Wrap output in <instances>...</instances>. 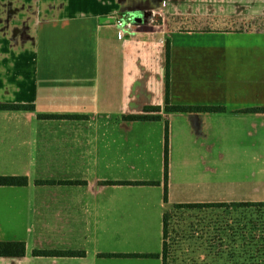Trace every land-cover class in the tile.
I'll list each match as a JSON object with an SVG mask.
<instances>
[{"label":"crops","instance_id":"crops-1","mask_svg":"<svg viewBox=\"0 0 264 264\" xmlns=\"http://www.w3.org/2000/svg\"><path fill=\"white\" fill-rule=\"evenodd\" d=\"M0 103L34 105L0 109V175L28 177L0 185V241L27 247L0 264H163L106 254H161L172 205L197 206L170 264H247L216 204L264 202V0H0Z\"/></svg>","mask_w":264,"mask_h":264},{"label":"trees","instance_id":"trees-1","mask_svg":"<svg viewBox=\"0 0 264 264\" xmlns=\"http://www.w3.org/2000/svg\"><path fill=\"white\" fill-rule=\"evenodd\" d=\"M169 49V44L167 46ZM167 55H169V50H167ZM34 105L24 104V103H0V109L8 110H23V109H33ZM167 109L173 112H185L189 111V107L172 105L167 99ZM202 111H221L217 108L213 109H203ZM157 111L156 107L148 108L147 111L140 115L129 116L134 120H152L157 118L154 114ZM245 112H264V109H249ZM41 118H62V119H74L82 118L83 116L77 114H40ZM168 136H166L165 145V169H164V183H165V202H168ZM54 183L56 181H40ZM126 182V181H125ZM123 182V183H125ZM138 183H155L154 181H137ZM28 183L27 176H16V175H0V185H24ZM223 209L220 216L225 217H237L228 224L229 228L227 232L234 233V227L237 228L238 234L240 235V244L245 245L244 254L249 258L247 264H264V202H250V203H232L229 207H235V209L229 210L226 207V203L216 204ZM192 207L197 205H172L171 208L165 211L163 215V252L161 254L157 253H128V254H106L109 256H135V257H159L162 256L164 259L163 264H170L168 262L169 255H173L172 246L175 244V235H177V230L175 231V221L179 220V209L181 207ZM238 216H242L238 217ZM221 221H227L222 220ZM234 221V222H233ZM235 223V224H234ZM226 226L225 222L221 224L222 228ZM226 228V227H224ZM26 243L23 241H0V256H12L20 257L26 254ZM35 254L39 256H80L83 254L81 251L74 250H44L37 249L34 251Z\"/></svg>","mask_w":264,"mask_h":264},{"label":"built area","instance_id":"built-area-1","mask_svg":"<svg viewBox=\"0 0 264 264\" xmlns=\"http://www.w3.org/2000/svg\"><path fill=\"white\" fill-rule=\"evenodd\" d=\"M116 25L120 27L119 37L122 38L125 35L124 28L130 29L132 22L126 21L123 17H120L116 19Z\"/></svg>","mask_w":264,"mask_h":264},{"label":"water","instance_id":"water-1","mask_svg":"<svg viewBox=\"0 0 264 264\" xmlns=\"http://www.w3.org/2000/svg\"><path fill=\"white\" fill-rule=\"evenodd\" d=\"M126 21H127V19H125ZM130 22H132V23H140L141 22V18H138V17H136V15L135 14H132V15H130V17H129V19H128Z\"/></svg>","mask_w":264,"mask_h":264},{"label":"flooded vegetation","instance_id":"flooded-vegetation-1","mask_svg":"<svg viewBox=\"0 0 264 264\" xmlns=\"http://www.w3.org/2000/svg\"><path fill=\"white\" fill-rule=\"evenodd\" d=\"M129 17H130V15H129ZM136 17H138V18H141V19H142L140 23H143V22H145V21H144V18H142V17H141V15H137V14H136ZM124 19H125V18H124ZM128 21H129V20H128ZM138 23H139V22H138ZM133 24H136V23H133Z\"/></svg>","mask_w":264,"mask_h":264},{"label":"rangeland","instance_id":"rangeland-1","mask_svg":"<svg viewBox=\"0 0 264 264\" xmlns=\"http://www.w3.org/2000/svg\"><path fill=\"white\" fill-rule=\"evenodd\" d=\"M228 162H229V163H231V161H230V160H229Z\"/></svg>","mask_w":264,"mask_h":264}]
</instances>
